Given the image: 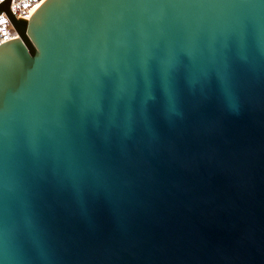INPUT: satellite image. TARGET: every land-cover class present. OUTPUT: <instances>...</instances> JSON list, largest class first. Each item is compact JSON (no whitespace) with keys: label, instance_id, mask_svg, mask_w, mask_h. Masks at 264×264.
Wrapping results in <instances>:
<instances>
[{"label":"water","instance_id":"1","mask_svg":"<svg viewBox=\"0 0 264 264\" xmlns=\"http://www.w3.org/2000/svg\"><path fill=\"white\" fill-rule=\"evenodd\" d=\"M9 1L0 264H264V0Z\"/></svg>","mask_w":264,"mask_h":264},{"label":"built area","instance_id":"2","mask_svg":"<svg viewBox=\"0 0 264 264\" xmlns=\"http://www.w3.org/2000/svg\"><path fill=\"white\" fill-rule=\"evenodd\" d=\"M44 0H10L8 11L15 19L28 20L33 9ZM18 39V34L13 27L8 15L0 12V46Z\"/></svg>","mask_w":264,"mask_h":264},{"label":"snow or ice","instance_id":"3","mask_svg":"<svg viewBox=\"0 0 264 264\" xmlns=\"http://www.w3.org/2000/svg\"><path fill=\"white\" fill-rule=\"evenodd\" d=\"M5 0H0V5L4 4Z\"/></svg>","mask_w":264,"mask_h":264},{"label":"bare ground","instance_id":"4","mask_svg":"<svg viewBox=\"0 0 264 264\" xmlns=\"http://www.w3.org/2000/svg\"><path fill=\"white\" fill-rule=\"evenodd\" d=\"M39 6V5H38ZM38 6H36L33 11H32V14L35 12V10L38 8Z\"/></svg>","mask_w":264,"mask_h":264}]
</instances>
